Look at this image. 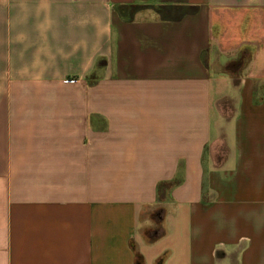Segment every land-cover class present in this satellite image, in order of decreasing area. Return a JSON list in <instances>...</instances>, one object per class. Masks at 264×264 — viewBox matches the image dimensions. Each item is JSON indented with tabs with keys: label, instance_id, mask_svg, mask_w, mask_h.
Wrapping results in <instances>:
<instances>
[{
	"label": "crops",
	"instance_id": "crops-1",
	"mask_svg": "<svg viewBox=\"0 0 264 264\" xmlns=\"http://www.w3.org/2000/svg\"><path fill=\"white\" fill-rule=\"evenodd\" d=\"M0 264H264V0H0Z\"/></svg>",
	"mask_w": 264,
	"mask_h": 264
}]
</instances>
